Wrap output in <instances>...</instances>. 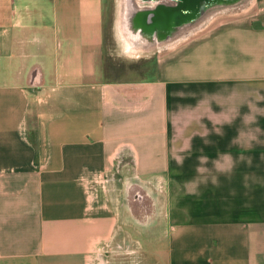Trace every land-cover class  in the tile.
Listing matches in <instances>:
<instances>
[{"label":"crops","instance_id":"1","mask_svg":"<svg viewBox=\"0 0 264 264\" xmlns=\"http://www.w3.org/2000/svg\"><path fill=\"white\" fill-rule=\"evenodd\" d=\"M253 15L152 78L118 80L103 67L118 0H0V264H87L132 236L129 218L171 264H264V9ZM134 180L164 184L186 220L138 222Z\"/></svg>","mask_w":264,"mask_h":264},{"label":"rangeland","instance_id":"2","mask_svg":"<svg viewBox=\"0 0 264 264\" xmlns=\"http://www.w3.org/2000/svg\"><path fill=\"white\" fill-rule=\"evenodd\" d=\"M260 9H264V0L254 1L249 9L242 12L220 13L203 29L192 33L187 38L170 46L148 52L128 51L120 33L117 34L113 28L107 35V51L109 54L103 61L106 76L109 79L118 80L152 78L162 66L164 58L170 57L168 55H172L176 50L205 38L229 24L248 23L251 18L255 17L253 14ZM132 183L134 185L129 189L130 196L128 200L125 198H122V200L123 202L127 200L128 204L135 208V211L141 213H155L156 211L157 214L160 213L165 219H168L170 226L186 220L185 205L180 200L178 201L179 198L172 200L164 184L156 182H145L143 184L138 180H134ZM135 228L138 229L133 220L129 218L125 229H128L132 236L121 230L116 234L117 236L115 235L114 241H108L94 249L92 256L91 253L90 256L88 255L87 264H164V262L165 264H171L167 243L160 246L150 244L149 241L152 243L158 239L157 234L148 238L147 243L142 242L140 239H143L146 234H141ZM143 240L145 241V239ZM158 249L164 253L166 259L162 260L157 256L155 251Z\"/></svg>","mask_w":264,"mask_h":264},{"label":"water","instance_id":"3","mask_svg":"<svg viewBox=\"0 0 264 264\" xmlns=\"http://www.w3.org/2000/svg\"><path fill=\"white\" fill-rule=\"evenodd\" d=\"M254 1L118 0L115 31L128 51L148 52L187 38L220 13L245 11Z\"/></svg>","mask_w":264,"mask_h":264},{"label":"flooded vegetation","instance_id":"4","mask_svg":"<svg viewBox=\"0 0 264 264\" xmlns=\"http://www.w3.org/2000/svg\"><path fill=\"white\" fill-rule=\"evenodd\" d=\"M153 212L151 213H141L139 211H134L133 217L138 220V222L146 223L149 222V217L152 216ZM114 241V240H113Z\"/></svg>","mask_w":264,"mask_h":264}]
</instances>
